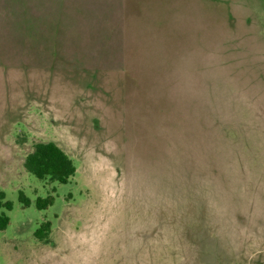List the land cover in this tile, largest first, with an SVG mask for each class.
Segmentation results:
<instances>
[{
	"label": "rangeland",
	"instance_id": "374dc122",
	"mask_svg": "<svg viewBox=\"0 0 264 264\" xmlns=\"http://www.w3.org/2000/svg\"><path fill=\"white\" fill-rule=\"evenodd\" d=\"M11 3L0 264H264V0ZM49 140L66 183L23 165Z\"/></svg>",
	"mask_w": 264,
	"mask_h": 264
},
{
	"label": "trees",
	"instance_id": "16d2710c",
	"mask_svg": "<svg viewBox=\"0 0 264 264\" xmlns=\"http://www.w3.org/2000/svg\"><path fill=\"white\" fill-rule=\"evenodd\" d=\"M264 27V21H263ZM25 169L37 178L66 183L75 172V165L72 158L54 141H38L32 146V150L27 153L23 163ZM19 199L24 205H29V199L19 191ZM52 196L37 198L36 206L44 208L51 204ZM11 203L4 199V193L0 192V231L5 229L9 223V218L3 209L9 210ZM50 231V222L46 221L34 231V236L43 240Z\"/></svg>",
	"mask_w": 264,
	"mask_h": 264
},
{
	"label": "crops",
	"instance_id": "0c3cea01",
	"mask_svg": "<svg viewBox=\"0 0 264 264\" xmlns=\"http://www.w3.org/2000/svg\"><path fill=\"white\" fill-rule=\"evenodd\" d=\"M5 1L4 0V4H5ZM1 6H2V3H1ZM18 6H19V0H12V3H11V13H10V16L12 17L11 18V21L9 24V27H8V21H7V16L5 15V13L3 14V18L1 19V23L4 24V28L7 30V27L9 30H11L13 27L16 28L17 27V23L19 21V13H18Z\"/></svg>",
	"mask_w": 264,
	"mask_h": 264
}]
</instances>
